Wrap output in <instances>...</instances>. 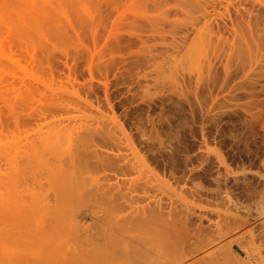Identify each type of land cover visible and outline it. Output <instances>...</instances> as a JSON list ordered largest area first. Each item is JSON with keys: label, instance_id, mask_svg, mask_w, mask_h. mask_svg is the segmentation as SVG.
Masks as SVG:
<instances>
[{"label": "rangeland", "instance_id": "374dc122", "mask_svg": "<svg viewBox=\"0 0 264 264\" xmlns=\"http://www.w3.org/2000/svg\"><path fill=\"white\" fill-rule=\"evenodd\" d=\"M67 10L74 26L56 47L38 32L34 49L0 23V189L17 165L23 196L22 232L6 238L23 249L15 261L37 264L52 230L56 211L44 203L59 151L32 148L58 127L72 135L63 155L83 143L130 162H119L128 174L94 157L79 164L80 205H93L98 180L126 178L140 211L165 207L162 234L155 222H110L105 264H264V0H82Z\"/></svg>", "mask_w": 264, "mask_h": 264}, {"label": "bare ground", "instance_id": "6f19581e", "mask_svg": "<svg viewBox=\"0 0 264 264\" xmlns=\"http://www.w3.org/2000/svg\"><path fill=\"white\" fill-rule=\"evenodd\" d=\"M81 1L82 0H1L0 23L4 24L11 31H15L19 38L25 40L29 46L34 49L38 46L36 39L38 32L41 34L42 38H45L49 42V45L51 44L56 47V44L66 42L65 40H67V37H70V31H68V28L69 26L70 28L71 26H74L67 8L70 6L74 7ZM206 6L205 7L208 8L209 5ZM59 14H63L65 16V20L67 21L66 25L62 20H59L58 22L54 20L55 15L57 16ZM77 31L79 30L77 29ZM81 36L83 37V35ZM77 41H79V38ZM80 49H82V47H80ZM51 52L53 54L52 50ZM71 53L72 52H68L69 55H71ZM78 53L81 52L79 51ZM32 57L34 58V54ZM62 58L64 59L65 57ZM36 59L37 58H34L33 61L36 62ZM90 59H92V57ZM64 60H66V58ZM73 60L75 59L73 58ZM18 63L20 64L21 62H17V64ZM91 63L89 64L92 65ZM70 64L72 65L73 63L71 62ZM76 64H78V62ZM44 67L45 66L43 65V68ZM73 67L74 66H71V68ZM68 68L70 70V66H68ZM54 69L55 68H53V70ZM83 70L86 71V69ZM89 70H91V68ZM76 71H74V73ZM79 74L82 73L79 72ZM53 75L57 76L56 74ZM67 75H69V73ZM75 81L76 80L74 79V82ZM35 86H39V84ZM38 89L40 90V87ZM71 137L72 135H65L64 129L54 127L40 139L41 142L32 148L34 153H36V149H38L39 145H42L41 147L54 149V152L59 151L58 153H55L49 162L52 170L49 178V185L50 190L52 189L53 191V196L52 199L44 203L45 206L55 209L56 213L54 216L52 230L50 229L46 235H40V238L45 241L42 246V250H40V255L36 253L40 256L37 264H105L108 259L107 253L111 249L110 244L108 245L107 241H105L107 232L109 231L107 225H109L112 221H116L118 226L126 229L144 222H155L158 226L159 232L161 234L164 233V224L167 222L164 205L159 204L140 211L139 207H137L138 200L131 192V189L134 186V180L132 179L129 180L125 178L114 182L98 180L96 187L91 188L89 191L90 199L93 201V205H80L77 202V196L80 192H82L81 190H83L80 187L82 183V180H80L82 172L79 171V164H86L91 157H94L95 160L93 161V166L96 168H105L107 170L108 167H110V172L112 170L116 171V173L121 171V174L124 172L125 174H128V169L131 168L125 164H123L125 167L123 165V167L121 166V164L124 163H121V161L126 159L122 155L114 153L115 156L113 158L108 152L105 153L99 149H87L86 145L83 143L81 148L79 146L77 147V149L80 148L78 151H72V148H70L66 150L69 151V154L63 155L65 151L59 150V148L64 146L62 144L64 143V139H71ZM37 152L39 153V150ZM125 161L128 162L129 160ZM128 164H130V162H128ZM16 166L17 165L14 166L13 171L17 175L13 174V176L7 177L9 181H6L7 184H5L4 180L3 183L5 187L0 189V264H21L19 261H15V258L17 255L22 253L23 249L18 246L17 249L13 250L11 245L6 244L8 233L17 237L22 232L20 224L22 213L20 210L22 209L23 196L19 189H17V186L14 185V178H17L21 171L19 170V173H17L15 170L17 169L18 171L19 167ZM134 168L135 167H133V169ZM59 175H63L65 180L64 182L55 184L54 181ZM105 175L106 174L104 173V176ZM107 177L108 176H106L105 179L108 180L109 178ZM114 178L112 177L111 179L113 180ZM11 197H14V205L10 201ZM104 201H108L111 206L106 212L102 213L98 209L97 205L103 203ZM18 203L21 204L19 208L16 207ZM8 211L9 214L7 213ZM120 214L121 216L119 217ZM3 251H5L4 255H2Z\"/></svg>", "mask_w": 264, "mask_h": 264}]
</instances>
